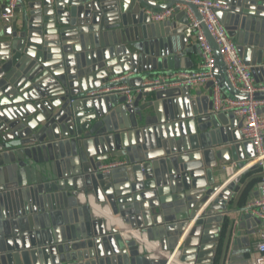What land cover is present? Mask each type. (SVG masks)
I'll list each match as a JSON object with an SVG mask.
<instances>
[{"label":"water","instance_id":"water-1","mask_svg":"<svg viewBox=\"0 0 264 264\" xmlns=\"http://www.w3.org/2000/svg\"><path fill=\"white\" fill-rule=\"evenodd\" d=\"M213 1L228 6L216 15L244 65L254 78L264 73V0ZM156 2L28 0L6 20L11 12L0 5V264H171L140 252L125 230L170 258L178 251L180 264L216 263V225L239 182H224L220 162L241 166L254 149L232 113H211L212 83L205 97L191 87L132 103L82 97L127 72L135 88L159 72L193 67L186 12L152 22L149 12L176 4ZM182 5L199 20L195 6ZM216 57L213 71L229 88ZM113 161L125 165L99 170ZM93 206L123 231L94 216ZM248 218L238 228L248 220L264 226ZM245 243L243 252L232 246L226 261L249 264ZM219 256L222 263L227 255Z\"/></svg>","mask_w":264,"mask_h":264},{"label":"built area","instance_id":"built-area-1","mask_svg":"<svg viewBox=\"0 0 264 264\" xmlns=\"http://www.w3.org/2000/svg\"><path fill=\"white\" fill-rule=\"evenodd\" d=\"M2 1L11 12L1 16L2 19L6 20L12 17V11L18 4L25 3L28 0H0V2ZM157 1L164 3L173 1L176 4L162 11L149 12L152 22H164L176 11L186 12L189 26L185 29V36L188 39H192L198 47L202 59L200 68L196 71L176 70L163 72L153 77L145 78L136 88L130 85V80L135 77V74L127 72L111 78L106 84L97 89L85 92L82 97L99 98L114 95L124 97L127 103H132L133 99L140 94L149 95L167 89L212 83L211 113H232L241 123V140L250 143L254 149V157L248 160L246 166L248 170H259L260 194L246 207L244 213L264 223V97L256 96L264 93V83H258L252 74L251 67L244 65L237 53L234 42L228 37L225 27L216 15L218 11H226L228 6L213 0ZM181 3H189L195 6L200 17L199 20ZM207 34L212 39L216 50L208 40ZM216 54L221 57L228 86L239 95V98H226L221 94L220 86L215 80L213 71L217 62ZM124 165L125 163L122 161H113L102 165L99 170L105 173ZM236 167L237 164L232 163L223 167V171L228 176L234 177V169ZM237 177L238 174L235 178ZM258 232V240L253 245L252 253L249 255V264H264V226H261ZM184 236L180 239L179 246L182 245ZM176 254L178 256L179 252L177 251Z\"/></svg>","mask_w":264,"mask_h":264},{"label":"crops","instance_id":"crops-1","mask_svg":"<svg viewBox=\"0 0 264 264\" xmlns=\"http://www.w3.org/2000/svg\"><path fill=\"white\" fill-rule=\"evenodd\" d=\"M2 4H4L3 1L0 2V5H2ZM156 4L158 6H163L165 3L162 1H157ZM171 22H173L176 27L181 26L180 20H174L173 19V20H171ZM187 48H188V53H187L186 57L190 60L193 67L190 70H185V71H196L200 68V64L202 62L198 47L196 46L195 42L192 39H188L187 44H186V49ZM160 73H163V72H159L157 74H160ZM221 78L222 77L219 76V73H215V80L218 83V85L220 86L221 94L226 98H231V99L239 98V95L236 94L234 92V90L230 88V86H229V88L224 86L223 81H221ZM256 80L258 83H264V73H259L256 77ZM206 84L207 83L197 84V85L191 87V91L199 94L201 97H205L209 93V89L207 88ZM248 160L249 159H247L243 164H241V166H237L234 169V172H235L234 177L231 175L228 176V174L226 172L222 173V177L224 178V182L225 181L230 182L231 180H233L237 176V174H238L237 178H239L238 179L239 182L235 184V187L232 190L233 195L227 203V208H226L227 213L225 215H223L224 221L221 224L216 225V227L219 228L221 231H223L224 227L226 226V234H225L224 243H223L222 250H221V256H223V258H224L225 254L227 256L223 260V262L222 263L219 262V264H230V262H228L226 260H227V258L231 257V254H232L231 250L233 251L232 246L237 247L236 249L238 252H243L244 250H247V248H246L247 245L245 243V240H247V239H248L250 245L248 248L249 252L246 253V259H249V255L252 253L253 245L258 240V235H259L258 231L260 230L261 226H253L251 224V220H248L250 222V223L247 222V225L248 224L250 225L249 227L247 225H245L243 228H238L239 227L238 225L240 223L239 222L240 217H242V216H244V217L247 216V218L250 217L249 215L244 213V210L259 195L258 194L259 183L256 182V180H255L256 178H259V175H258V172H256L257 171L256 169H251L252 171L250 169L249 170L247 169L246 163L248 162ZM232 163H234V162L233 161L220 162L219 167L222 169L223 166L225 167V166L232 164ZM248 174H250V175H248ZM250 218H248V219H250ZM117 223H119V224H115V225L119 228V230H122L121 228H124V227H120L121 226L120 222H117ZM126 229H127V227H126ZM252 231H254V233L249 234ZM128 232L129 231L125 230L124 234L129 235ZM235 235H236L237 239H233L231 241V243L229 244V246L226 247V244L228 242L227 240L228 239L231 240V238ZM151 244L154 245V250H152V251H149L148 249H146V247H142L140 249L142 250V252L143 251L148 252V255L152 259L164 258L160 255V253L162 254V252L158 246V243L151 242ZM234 264H240V263H234Z\"/></svg>","mask_w":264,"mask_h":264},{"label":"bare ground","instance_id":"bare-ground-1","mask_svg":"<svg viewBox=\"0 0 264 264\" xmlns=\"http://www.w3.org/2000/svg\"><path fill=\"white\" fill-rule=\"evenodd\" d=\"M93 215L94 216H99V217H101V216L105 217L109 224H112V223L113 224H118L116 221H113L112 219H108L106 210L102 211V210H100V209H98V208L93 206ZM128 234H129V236L135 238V240L140 243V247L141 248L142 247H146V249H148L149 251L154 250V245H152L151 242L147 241L144 236L139 235L138 232L132 231V232H128ZM160 255L162 257H164V258L172 259L171 264H180L176 260V258H177V254L176 253H175V257H172V258L167 256V254H165V253H162V254L160 253Z\"/></svg>","mask_w":264,"mask_h":264},{"label":"trees","instance_id":"trees-1","mask_svg":"<svg viewBox=\"0 0 264 264\" xmlns=\"http://www.w3.org/2000/svg\"><path fill=\"white\" fill-rule=\"evenodd\" d=\"M257 170V169H256ZM252 171V170H251ZM255 171V170H254ZM259 170H257L256 172H258ZM251 174V173H250ZM250 174H248V175H250ZM247 177V176H246ZM249 177V176H248ZM256 180V182H258V183H260V178H256L255 179ZM243 196V195H242ZM226 221V220H225ZM227 225V224H226ZM225 234H226V226L224 227V229H223V231H222V234H221V243H222V245H221V247H220V249L222 250V246H223V243H224V238H225ZM221 250H220V254H221ZM219 254V255H220ZM217 256V260H216V263L215 264H219V259H220V256Z\"/></svg>","mask_w":264,"mask_h":264}]
</instances>
